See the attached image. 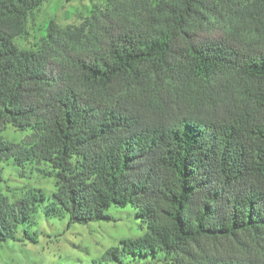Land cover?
I'll list each match as a JSON object with an SVG mask.
<instances>
[{
  "label": "trees",
  "instance_id": "trees-1",
  "mask_svg": "<svg viewBox=\"0 0 264 264\" xmlns=\"http://www.w3.org/2000/svg\"><path fill=\"white\" fill-rule=\"evenodd\" d=\"M45 1L0 0V163L54 183L0 196V245L44 202L69 226L130 206L146 231L105 262L264 264V0H107L18 48Z\"/></svg>",
  "mask_w": 264,
  "mask_h": 264
},
{
  "label": "rangeland",
  "instance_id": "rangeland-1",
  "mask_svg": "<svg viewBox=\"0 0 264 264\" xmlns=\"http://www.w3.org/2000/svg\"><path fill=\"white\" fill-rule=\"evenodd\" d=\"M107 0H46L43 6L28 22L27 35L16 39L20 49H33L39 45L40 38L48 27H78L88 18L89 9H103ZM219 36V30L203 32V35ZM2 137L11 143L24 145L29 141L30 132L18 131L6 126ZM49 172L43 165L27 164L16 167L12 161L0 163V196L12 202L24 196L32 188L43 190L47 196L54 191L51 178H46L37 170ZM46 203H41L33 227L22 225L18 229L17 239L8 240L0 245V264H169V261H157V257L126 256L122 262H105V252L119 245L124 239L143 236L144 225L135 217L130 206L119 208L112 206L106 214L108 221L88 224L68 225V217L54 218L45 213ZM37 234L36 242L23 238V232ZM171 264V263H170Z\"/></svg>",
  "mask_w": 264,
  "mask_h": 264
}]
</instances>
